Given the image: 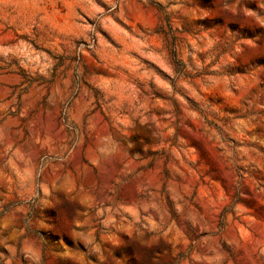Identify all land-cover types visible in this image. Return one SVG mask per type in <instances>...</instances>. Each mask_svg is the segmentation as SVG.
I'll return each instance as SVG.
<instances>
[{"label": "rangeland", "instance_id": "1", "mask_svg": "<svg viewBox=\"0 0 264 264\" xmlns=\"http://www.w3.org/2000/svg\"><path fill=\"white\" fill-rule=\"evenodd\" d=\"M0 264H264V0H0Z\"/></svg>", "mask_w": 264, "mask_h": 264}]
</instances>
